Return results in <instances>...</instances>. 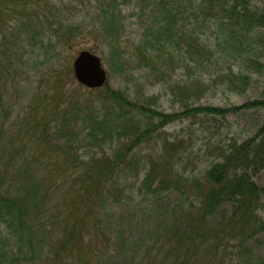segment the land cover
Listing matches in <instances>:
<instances>
[{
    "label": "rangeland",
    "instance_id": "374dc122",
    "mask_svg": "<svg viewBox=\"0 0 264 264\" xmlns=\"http://www.w3.org/2000/svg\"><path fill=\"white\" fill-rule=\"evenodd\" d=\"M39 1L20 0L15 14L0 15V187L21 195L27 205L36 203L38 208L29 207V212L39 216L37 223L63 237L64 227L73 221L67 218L74 194L70 173L89 174L92 157L113 156L122 148L120 169L106 181V187L96 191L99 203L89 211V217L84 216L82 236L74 246V264H162L164 259L165 264H255L264 258V231L247 240L228 230L218 234L220 239L197 234L188 249L182 247L180 259L167 255L164 232L174 219L188 214L185 205L197 192L192 190L188 198L178 188L158 190V179L165 175L182 181L205 177L232 145L255 134L264 120V107L236 110L233 106L264 97V53L259 70L227 53L216 54L200 66L192 61L189 68L179 59L167 61L165 49L146 41L150 25L162 20L161 11L150 0L123 4L120 47L86 31L97 0H42L43 6ZM252 1L264 9V0ZM52 5L62 7L63 27L55 16L56 9L49 8ZM181 10L178 4L175 11ZM175 21L177 29L183 30L192 20L178 15ZM72 23L83 27L74 30L68 40L59 41L57 35ZM261 30L264 34V27ZM212 31L209 24L197 29L201 36ZM82 49L102 57L107 86L122 90L145 109L121 107L103 97L105 86L89 89L81 84L74 76L73 60ZM231 69L237 73L238 83L240 69L250 74V82L232 85ZM89 100L100 106L105 117L94 137L77 114L79 106ZM199 105L222 106L228 111L191 112L157 128L154 125L159 117L148 112L149 108L182 112ZM34 119H40L41 124L35 125ZM77 123L78 130L72 133ZM140 129L147 134L133 147L130 138ZM41 135L53 144L73 143V154L82 160L80 166L58 165L64 163L63 158L52 155L54 147L40 142ZM149 167L157 173L152 181L146 179ZM251 175L264 188V167L252 169ZM202 183L210 185L207 179ZM185 186L193 188L188 181ZM232 203L221 204L208 217V229L221 220L224 211H231ZM44 208L53 216L61 211V216L51 221ZM259 210L264 217V196ZM5 226L0 220V228L6 232ZM174 230L169 229V233Z\"/></svg>",
    "mask_w": 264,
    "mask_h": 264
},
{
    "label": "trees",
    "instance_id": "16d2710c",
    "mask_svg": "<svg viewBox=\"0 0 264 264\" xmlns=\"http://www.w3.org/2000/svg\"><path fill=\"white\" fill-rule=\"evenodd\" d=\"M131 1L97 0V3L93 4V10L89 13L86 31L95 35L96 38L98 36V39L103 42L107 41L120 47L124 28L121 18L123 4ZM187 1L190 3H185V0L149 1V3L157 5V9L161 11L162 20L150 25V34L146 41L155 48L165 49L166 52L163 57L167 61L179 59L190 68L192 61L200 66L211 61L216 54L227 53L242 58L252 67L256 66L258 70L260 69L262 65L260 56L264 53V34L261 30L264 27V9L255 5L252 0ZM19 2L20 0H0V15L15 14L17 11L15 7ZM25 3L29 4L30 2ZM39 3L43 6L42 0ZM178 4L182 9L180 12L175 11ZM49 8L56 9L57 21L63 24L62 15H60L62 7L52 5ZM178 15H185L192 20L188 29H177L175 20ZM73 24L68 27L66 32L57 35L59 41L68 40L67 37H73L74 30L83 27L81 23L74 26ZM202 24H209L210 27H213L212 34L201 36L197 29ZM61 26L63 27L64 24ZM146 50L150 51L147 47ZM146 60H148V53ZM151 60L152 63L155 61L153 57ZM160 62L162 63L163 59ZM230 71L234 75L230 78L232 85H239L240 83L247 85L250 82L249 73H244L240 69L238 71L239 77H237L240 83H238L236 80L237 73L234 69ZM104 91V98H111L121 107L135 108V110L138 107L145 109L143 105L140 106L134 102L120 89H112L105 85ZM253 107H264V97L235 105L233 109L240 110ZM198 111L225 114L228 108L222 106H188L182 112L174 113L159 111L155 108L148 109L151 116L159 117V122L154 125L155 128L163 127L187 113ZM77 114L80 116V120L86 123L89 134L92 133V137L96 136V130L100 129L103 125L102 119L105 118L100 106L93 105L92 100H89L79 106ZM33 122L35 125L41 124L40 119H34ZM78 125L77 123L76 128L72 129V133L78 130ZM146 134V131L141 132L140 129L134 138H130L133 140V147L141 142ZM39 140L54 147L56 153H52L53 156L63 158L64 163H57L58 165L75 169L82 163L80 156L74 155L72 152L73 143L70 145L53 144L45 135H41ZM122 157L121 148L113 156L103 154L99 159L92 157L91 161L88 162L93 164H88L92 169L89 174L80 173L73 176L70 173V177H73L72 189H74V194L71 193L70 196V210L67 218L70 216L73 221L71 223L69 221L64 227L63 237L49 226L44 227V224L37 223L39 216L29 212V207L38 208L36 203L29 202L27 205L26 199L22 198L21 195L0 187V220L6 223V232L0 228V264H24L23 260L26 264H74L73 259L76 255L74 246H76L78 238L82 236L81 229H84L86 223L84 216L88 215L89 217V211H93L94 208L92 207L99 203L96 191L99 192L106 187V181L117 173ZM95 167L98 168V171L94 170ZM152 167H149L150 171L146 175V179L149 181L157 177V173L151 169ZM263 167L264 120L252 137L240 144L232 145L223 158L213 164L205 177L195 180L186 179L185 181L174 180L167 175L159 178L158 190L168 187L178 188L188 198L191 197L192 190L197 192V197H192L191 201L185 205V211L188 214L180 219H174L167 228L168 230L164 232L165 241L163 244L169 245L167 255H172L176 260L180 259L183 252L182 247L186 246L188 249L197 239V234L203 237L212 235L213 238L220 239L218 234L228 230L234 233L237 238L247 240L264 231V217L259 210L262 205L264 188L251 175L252 169L260 170ZM167 170L168 168H166ZM201 179H207L210 185L205 187ZM187 181L191 183L193 188H186ZM225 202H233L231 211H224L221 220L208 229V217ZM42 211L51 221L52 217L57 220L62 213L61 211L60 213L55 212L54 215L59 216H53L46 208ZM29 221L31 222L29 223ZM173 228L175 230L173 234H170L169 229ZM173 237L176 238L173 239ZM62 250L65 252V258L61 254ZM27 255L33 257L27 259ZM162 264H165V259ZM255 264H264V258L259 259Z\"/></svg>",
    "mask_w": 264,
    "mask_h": 264
},
{
    "label": "water",
    "instance_id": "95a60500",
    "mask_svg": "<svg viewBox=\"0 0 264 264\" xmlns=\"http://www.w3.org/2000/svg\"><path fill=\"white\" fill-rule=\"evenodd\" d=\"M74 75L89 87H98L107 80V71L101 57L90 50H81L73 62Z\"/></svg>",
    "mask_w": 264,
    "mask_h": 264
}]
</instances>
